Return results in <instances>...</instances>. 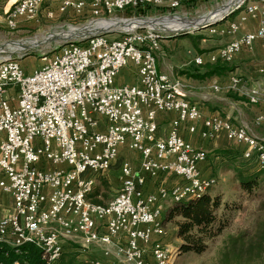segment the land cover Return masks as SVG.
<instances>
[{"label": "built area", "instance_id": "2783aa9c", "mask_svg": "<svg viewBox=\"0 0 264 264\" xmlns=\"http://www.w3.org/2000/svg\"><path fill=\"white\" fill-rule=\"evenodd\" d=\"M184 1L58 0L59 14L81 16L89 8L88 24L106 32L67 45L55 43L52 54H42V66L30 75L19 60H0V192L12 199V211L0 219V242L37 247L42 252L39 264L56 262L68 243L82 253L99 251L86 264L175 262L179 249L168 245L161 224L167 203L198 197L217 185L214 177L202 174L207 153L181 135L183 129L196 132L201 112L179 81L157 69L163 30L119 27L158 17L116 14L148 7L170 13ZM260 2L264 0L241 2L240 17L221 30L211 29L232 39L208 55L210 64L230 63L256 41L264 43L263 22L256 32L235 37ZM43 4L15 2L4 13L6 26L14 30L20 20L37 22ZM46 18L52 19L53 13L47 12ZM129 64L137 83L116 86V77ZM194 64L203 65V58L196 57ZM258 73L264 74V61ZM229 84L258 107L255 123L263 124L264 88L242 89L239 77ZM169 113L174 117L168 132L158 137L156 117ZM220 134L243 145L242 159L264 170V141L246 126L220 116L204 122L203 139ZM122 147L139 155L138 169L123 162L117 193L105 205L93 204L97 179L110 170ZM41 163L50 169L38 168ZM147 181L156 186L154 194H144Z\"/></svg>", "mask_w": 264, "mask_h": 264}, {"label": "crops", "instance_id": "0c3cea01", "mask_svg": "<svg viewBox=\"0 0 264 264\" xmlns=\"http://www.w3.org/2000/svg\"><path fill=\"white\" fill-rule=\"evenodd\" d=\"M16 1L17 0H0V9L5 12ZM55 5H58V0H56ZM258 5L259 8L255 16L247 19L238 30L235 37L254 33L259 28L260 23H264V3ZM86 13L90 14L89 8L84 11V14ZM1 17L2 16H0V23L3 21ZM37 24L38 23L30 22L24 23L23 20H20L17 24L19 30L17 29L16 33L27 32L22 28H33L37 26ZM226 24L227 23L216 25L215 29L221 30L225 28ZM190 39L191 38H184L162 41L157 56V69L160 73L168 75L172 80L179 81L183 87L186 98L190 102L196 104L201 112V119L197 123L196 132L194 134H188L183 129L181 131L182 137L193 148L202 150L206 153H213L217 157L216 161L218 159L220 160L222 168H224V170L227 168L229 169L228 171H230V169H233L234 163H246V161L242 159V152L245 147L234 142H229L223 134L217 135L212 139H203L201 133L204 130V122L206 120L213 116H220L221 118L228 119L235 126H246L251 133L264 141V123L260 125L255 123L258 107L249 105L242 97L241 92L233 90L229 86L232 77H239L243 86L242 89L251 87L264 88V74L258 73L264 61V44L261 41H256L252 49L244 50L236 55L233 61L228 65L230 68L228 72L222 75L200 78L199 76L204 73V70L202 67L194 65V59L196 57H202L204 64H207L208 55L216 53V51L229 42L232 37L216 33L211 35L209 40H204L203 43ZM29 71L32 72L31 70ZM29 71L27 70V72ZM129 71L132 72L128 73ZM126 73L129 74L128 81H120L119 84H116L115 79V85L137 83L136 74L132 69L128 70ZM214 88H217V90ZM213 90H215V92ZM173 117L174 115L171 113L157 115L158 137L166 136L169 129V122ZM117 158L118 159L114 161L110 170L104 176L97 179L93 193L90 196V201L97 200L101 202L100 190H102V187H99L100 183L106 186L109 184L110 179H115L116 177L120 179V168L123 162L129 161L135 168L138 169L139 167L138 161L137 165L133 164L132 161L134 158L130 157L129 151L125 147L120 148ZM37 167L43 170L50 169L49 165L45 163H41ZM201 170L204 177H214L212 173L213 163L209 161L208 157L206 162L201 166ZM117 188H120V182H118ZM95 190L97 194L93 196ZM143 192L144 194H154L156 192V186L152 184L151 181H147L143 188ZM101 205L104 204L102 203ZM11 211L12 199L8 195L0 194V219L8 215ZM91 257L94 258L93 255Z\"/></svg>", "mask_w": 264, "mask_h": 264}, {"label": "rangeland", "instance_id": "374dc122", "mask_svg": "<svg viewBox=\"0 0 264 264\" xmlns=\"http://www.w3.org/2000/svg\"><path fill=\"white\" fill-rule=\"evenodd\" d=\"M229 1L230 0H186L182 3L181 7L174 12L168 13L167 11L159 8H153L155 10L151 11H153L155 13L154 16L157 17L163 16V14L164 16L168 17V14H171V16L178 18L175 19L176 22H188L185 20L196 21L200 18L208 17L213 12L225 6ZM261 3L264 2H260V4ZM55 4L56 0H44V4L42 6L41 13L38 15L37 22L23 20L24 23H38L37 26L33 28H22L27 31L24 33H16L18 29L17 27L14 30L9 29L7 26H5L6 24L3 19V21L0 23V45H8L9 48L16 49L17 47H14V45H21L23 48L18 50L15 54H0V60H4L8 57L17 59L24 69L25 74L30 75L34 70H37L42 66V63L40 62L42 54L50 56L52 54V49L56 46L55 41L47 43L45 38L51 35H59L69 32L71 29L83 27L91 19L90 14L87 13H83L81 16H76L71 11H68L67 14H59L57 11L58 5ZM49 11L53 13L52 19L46 18V13ZM239 11L228 17L222 23H228L230 21L236 20L241 15L242 11ZM5 12L0 9V16H2L1 18H4L3 16ZM131 15H134V13L132 14V12H127L123 14H116V16L119 18L121 16ZM222 23L218 25H221ZM215 26L199 31L184 29L183 31H179V35L177 36H174L175 33L163 31L160 34V44L165 40L184 38H191L194 39L193 41H199V43H203L204 40L207 41L210 39L211 35H214L211 33V29H215ZM110 38H116V34L110 35ZM34 42H36L38 46L31 48L32 43ZM159 51L160 50L157 51L156 56H158ZM131 69L135 73V70L130 64L126 68L122 69L116 77V84H119L120 81H128L129 74L126 72ZM27 70H31L32 72L29 71V73ZM130 72L132 71H129L128 73ZM213 91L215 92V90ZM129 154L131 158H134L132 161L133 164L137 165V161L140 159L139 155L131 151H129ZM207 157L209 161L213 163L212 173L214 178L217 180V185L212 189L213 192L211 194L214 192H220L223 200L230 199L231 201H234L233 203L236 202V204H240L241 210L239 212H232L230 214L228 227L222 232L220 236L208 243V250L204 254H182L179 251V256L173 264H217L219 253L227 249V247L230 248V250L233 252V255L237 256L238 264L264 263V246L263 249L259 250L260 245L255 239L256 225L264 215V186L260 191L257 192L255 196H247V194H244L239 190L233 169L234 167H237L238 169L244 170V166H246L247 169H250L251 166H248V163L236 162L233 164V169L228 171L229 169L226 168V170H224V168H222L219 159L216 161L217 157L213 153H207ZM118 179V177L115 179H110L109 184L106 186L100 183L99 187H102V190H100V200L104 205L107 204L112 196L117 192L119 182ZM151 183L153 184L152 181ZM0 194L4 195L2 192H0ZM170 205L171 203H167L166 207H170ZM164 230L166 232L165 240L168 245L177 247L179 249L180 240L174 236V226L172 224H166L164 226ZM65 247L66 250L64 252L77 251L78 257L76 259L80 262H83L84 264L85 260H87L90 256H99V251L95 249H90L89 252L82 253L76 244L68 243ZM115 264L119 263L115 261Z\"/></svg>", "mask_w": 264, "mask_h": 264}, {"label": "trees", "instance_id": "16d2710c", "mask_svg": "<svg viewBox=\"0 0 264 264\" xmlns=\"http://www.w3.org/2000/svg\"><path fill=\"white\" fill-rule=\"evenodd\" d=\"M151 10L155 9L148 7L134 14H138V16L154 15L155 13ZM228 64L217 61L212 64L208 62L201 65L200 67L203 68L204 73L199 77L222 75L230 70ZM242 97L246 100L244 96ZM246 163L250 164V169L245 166L244 170L234 167L233 173L239 190L247 194V196L253 197L264 186V170L257 169L256 165L249 161H246ZM213 188L198 197L171 203L170 207H166L163 211L161 224L163 227L166 224L174 226V236L180 240L179 251L182 254H204L208 250V243L220 236L228 227L230 214L241 210L240 204L233 203L234 201L230 199L223 200L220 192L211 194ZM96 194L95 190L93 196H96ZM91 202L93 204H102V202L97 200H92ZM255 239L260 245L259 250L263 249L264 215L256 225ZM77 257V251L63 252L53 264H84L78 261ZM41 259L42 252L33 245L15 248L0 242V264H39ZM217 264H238V258L227 247V249L219 253Z\"/></svg>", "mask_w": 264, "mask_h": 264}, {"label": "water", "instance_id": "95a60500", "mask_svg": "<svg viewBox=\"0 0 264 264\" xmlns=\"http://www.w3.org/2000/svg\"><path fill=\"white\" fill-rule=\"evenodd\" d=\"M248 1H251V0H237L234 4H231L230 6L226 7L225 12L221 17L211 19V20H207V21H204L200 24H197L191 30L199 31V30L206 29L208 27H212V26H215V25L222 23L228 17L234 15L235 13H237L239 11V9L237 7L241 2L247 3ZM167 18H170V17L144 18V19L138 20V22L131 23L130 25L125 24L126 26H124V27L119 26V27L121 29L134 28V27L140 28L143 26L153 27V26H155V24H153V22L165 21ZM172 18H174V17H172ZM157 27H159V26H156L153 28L157 29ZM161 28H163V27H161ZM159 30H163L164 32L165 31L172 32V33H175L174 36H177V35H179L178 32L183 31L184 29H182V30H179V29L178 30H170L168 28H163V29H159ZM104 32H106L104 29L91 26L90 24L87 23L83 27H80L78 29H74V31L69 32L67 35L56 36L54 38V40L48 41L47 43L55 41V43L67 45V44H70L71 42H74L76 40L84 41L86 38L91 37L94 34H99V33L103 34ZM36 46H38V44L32 45L31 48L36 47ZM5 50L8 52H6ZM18 50H20V49L9 48L8 45H0V54L7 53V54L11 55V54H15Z\"/></svg>", "mask_w": 264, "mask_h": 264}, {"label": "bare ground", "instance_id": "6f19581e", "mask_svg": "<svg viewBox=\"0 0 264 264\" xmlns=\"http://www.w3.org/2000/svg\"><path fill=\"white\" fill-rule=\"evenodd\" d=\"M236 1L237 0H230L225 6L221 7L217 11L213 12L208 17H203V18H200L199 20H196V21L185 20L188 22H176L175 19H178V18L174 17V18H167L165 21L153 22V24H155V26H153V27L159 26V27H157L158 29L168 28L170 30L192 29L194 26H196L197 24H200L204 21L221 17L225 12L226 7L230 6L231 4H234ZM181 20H183V19H181ZM106 24L107 23H105V25H103V27L108 28L109 25L108 24L106 25ZM161 27H163V28H161ZM72 31H74V29H71L69 32H72ZM69 32L62 33L59 35L58 34L57 35H51V36L45 38V41L48 42V41L54 40V38L56 36L67 35ZM32 45H37V43L34 42V43H32ZM14 47H17L18 49L23 48V46H21V45H14Z\"/></svg>", "mask_w": 264, "mask_h": 264}]
</instances>
